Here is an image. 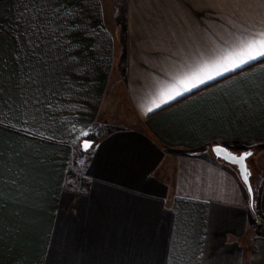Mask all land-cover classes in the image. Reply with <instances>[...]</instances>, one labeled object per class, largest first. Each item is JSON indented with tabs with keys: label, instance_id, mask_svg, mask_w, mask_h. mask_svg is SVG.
Wrapping results in <instances>:
<instances>
[{
	"label": "crops",
	"instance_id": "1",
	"mask_svg": "<svg viewBox=\"0 0 264 264\" xmlns=\"http://www.w3.org/2000/svg\"><path fill=\"white\" fill-rule=\"evenodd\" d=\"M261 30L264 0H0V264H264V146L260 217L212 152L264 144V63L146 113Z\"/></svg>",
	"mask_w": 264,
	"mask_h": 264
},
{
	"label": "snow or ice",
	"instance_id": "2",
	"mask_svg": "<svg viewBox=\"0 0 264 264\" xmlns=\"http://www.w3.org/2000/svg\"><path fill=\"white\" fill-rule=\"evenodd\" d=\"M257 62L264 63V30L242 34L234 43L222 45L219 49L209 51L207 55L200 54L197 59L185 64L170 81L160 86L157 99L152 101V106L146 108V113H151L181 97L186 98L187 94L194 93L202 86L226 77L229 73H235L238 69L255 66ZM89 147L90 144H84V148ZM213 151L239 165L242 178L245 184L248 183L249 172L244 161L252 155L251 152L235 156L222 146L214 147ZM248 191L251 194L252 189L249 188Z\"/></svg>",
	"mask_w": 264,
	"mask_h": 264
},
{
	"label": "water",
	"instance_id": "3",
	"mask_svg": "<svg viewBox=\"0 0 264 264\" xmlns=\"http://www.w3.org/2000/svg\"><path fill=\"white\" fill-rule=\"evenodd\" d=\"M85 143H88V144L92 145L93 142H92L91 140H89V139H84V140H82V142H81V148H82V150L87 151L90 147L87 148V149L84 148V144H85ZM216 146H222V147L226 148L228 152H231L232 155H235V156L243 155L245 152H251V153H252L251 156H253L254 153H255V151H254L253 149H246V150H243V151H241V152H238V151H235L234 149H232V148H230V147H228V146H226V145H222V144H216V145H213V146H212V152H213L214 156H215L216 158H218V159L224 161V162L227 163L228 165L234 166V167L237 169V171H238V173H239V175H240V178H241L242 182L244 183V185L246 186L247 190H248L249 188L252 189V192H251V194L249 193V195H250V200H251V206L254 207L255 192H254V187H253L252 182H251L252 170H251L250 165H249V162H248V159H249L251 156L247 157L246 160L244 161L245 166L247 167L248 172H249L248 183L245 184V182H244V180H243V178H242V175H241V169H240V166L237 165V164H235V163L230 162L228 159H225V158H223L222 156H218V155L216 154V152L213 151L214 147H216ZM248 192H249V191H248Z\"/></svg>",
	"mask_w": 264,
	"mask_h": 264
},
{
	"label": "rangeland",
	"instance_id": "4",
	"mask_svg": "<svg viewBox=\"0 0 264 264\" xmlns=\"http://www.w3.org/2000/svg\"><path fill=\"white\" fill-rule=\"evenodd\" d=\"M53 12H55V11H53ZM56 15H57V16L59 15L58 17H60V14H59L58 12H56V13L54 14L55 17H56ZM56 20H57V18H56ZM262 146H264V144H263ZM248 149H250V148H248ZM236 151H240V152H241V151H243V150L240 149V148H238ZM256 151H257V150H256ZM258 151H262V148H259V147H258ZM255 158H256V157H255L254 155L251 156V157L248 159V162H249L250 164H253V165H254V163H255ZM78 162H79V161H78ZM78 162H75V163H74V166H75V170H76V171H79L80 169L83 168V167L81 168L80 163L78 164Z\"/></svg>",
	"mask_w": 264,
	"mask_h": 264
},
{
	"label": "trees",
	"instance_id": "5",
	"mask_svg": "<svg viewBox=\"0 0 264 264\" xmlns=\"http://www.w3.org/2000/svg\"><path fill=\"white\" fill-rule=\"evenodd\" d=\"M263 144L261 143V144H256V145H254L253 147H252V149L254 150V151H256V152H258V147L259 148H262L263 146H262ZM251 182H252V185H253V187H254V192H255V185H254V183H253V181H252V178H251ZM252 211H253V213L255 214V216L256 217H260L259 216V213H258V210H257V208H256V206H254V207H252Z\"/></svg>",
	"mask_w": 264,
	"mask_h": 264
}]
</instances>
